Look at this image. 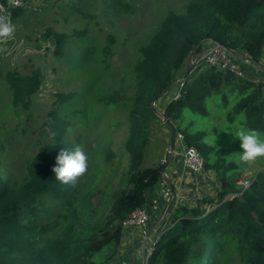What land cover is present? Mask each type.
<instances>
[{
  "label": "trees",
  "instance_id": "1",
  "mask_svg": "<svg viewBox=\"0 0 264 264\" xmlns=\"http://www.w3.org/2000/svg\"><path fill=\"white\" fill-rule=\"evenodd\" d=\"M20 12V7L12 8L13 16ZM52 37L50 42L58 51L65 35L55 31ZM206 39L237 56L250 57L249 64L264 63V0H191L183 12L168 10L139 46L133 92L124 100L128 105L127 186L117 192L98 222L91 220L97 213L92 193L75 199L73 183H61L51 171L59 152L72 150L66 141V120L56 109L47 111L43 126L48 140L27 163L25 178L11 182L0 175V264H106L116 258L124 219L145 208L149 191L163 181V165L147 160L150 125L159 118L151 103L184 75L189 58L200 54ZM247 66H242L244 77L229 69L192 67L182 79L180 96L164 104L163 116L173 124L176 138L180 134L183 145L202 154L204 168L214 174L219 186L213 196L175 208L147 264H226L225 257L233 249L239 251L243 264H264V166L243 186L236 159L216 155L197 117L181 118L185 108L203 118L218 108L227 123L264 133V79L251 77ZM39 83L34 73L10 72L12 103L26 108ZM175 87L174 91L179 85ZM64 96L59 95V104L66 101ZM121 97L118 92L109 95L107 105ZM210 97L217 100L209 109ZM50 200L60 202L54 215H50Z\"/></svg>",
  "mask_w": 264,
  "mask_h": 264
},
{
  "label": "rangeland",
  "instance_id": "2",
  "mask_svg": "<svg viewBox=\"0 0 264 264\" xmlns=\"http://www.w3.org/2000/svg\"><path fill=\"white\" fill-rule=\"evenodd\" d=\"M20 1L21 12L12 15L14 35L0 42V175L11 182L25 178L27 163L48 140L43 126L45 114L56 109L68 124L69 147L74 150L79 145L87 156V171L73 183L72 193L77 200L84 192L92 193L97 213L91 220L98 222L108 212L117 192L127 186L129 156L124 142L128 105L124 100L133 92V65L138 48L148 40L168 10L183 12L191 0ZM55 31L65 35L58 51L50 42ZM198 55L190 57L187 66ZM238 58L241 66L249 65L251 77L264 79V69L249 64L244 56ZM10 72L18 76L34 73L40 81L26 108L12 103L14 89L7 84ZM175 88H168L169 92ZM116 92L122 97L107 105L106 98ZM60 94L67 99L59 104ZM216 100L217 97L207 99L209 109ZM166 101L163 95L151 103L160 119L152 120L150 125L147 160L162 164L165 169L163 181L149 191L145 206L153 239L159 238L162 229L170 223L177 206L193 205L204 195L213 196L219 186L214 174L205 168L196 174L182 172L177 154L183 144L175 141L172 155L171 129L162 123ZM210 112L211 117L203 118L185 108L181 118L197 117L198 124L206 128L205 140L214 146L216 155L235 158L242 171L239 183L248 181L263 168L264 158L251 163L238 162L242 150L234 135L241 125L227 123L222 109ZM48 207L50 215H54L60 210V202L50 200ZM130 233L136 236L138 244L139 229L133 228ZM125 255L123 251L118 252L106 264H127ZM138 261L141 264L140 258ZM138 261L136 258V264ZM225 262L243 264L236 249L228 252Z\"/></svg>",
  "mask_w": 264,
  "mask_h": 264
},
{
  "label": "built area",
  "instance_id": "3",
  "mask_svg": "<svg viewBox=\"0 0 264 264\" xmlns=\"http://www.w3.org/2000/svg\"><path fill=\"white\" fill-rule=\"evenodd\" d=\"M20 4V0H7L6 3H3L2 0H0V15H7L12 22V8ZM202 47L203 48L201 54H199L195 59H192L191 61L193 62V66H198L199 64L204 63L207 66H213L221 70L229 69L236 75L241 77L245 76V71L240 64V61H238L239 56H237L232 50L210 39L202 41ZM231 52L235 54L236 57L232 56L230 54ZM177 84L179 85V88L176 91L167 92L165 94L167 97L166 102L180 96V87L182 86V80H180ZM161 115H163V113H161ZM181 138V135L178 134L176 141H181ZM178 154L180 156L179 166L183 171H189L193 174L204 171L203 157L195 147L182 145V150ZM242 184L243 186H247L249 184V181H245ZM148 222L149 212L145 208H137L133 210L123 221V232L125 233V236L128 232H130L131 229H139V234H137V242L139 244V248H141V253L143 251V248H146L147 261L149 257L154 253L155 244L158 240V238H152L153 236L151 234V229L148 226ZM147 261L145 264H147ZM140 262L141 264H143V253L142 258H140Z\"/></svg>",
  "mask_w": 264,
  "mask_h": 264
},
{
  "label": "clouds",
  "instance_id": "4",
  "mask_svg": "<svg viewBox=\"0 0 264 264\" xmlns=\"http://www.w3.org/2000/svg\"><path fill=\"white\" fill-rule=\"evenodd\" d=\"M15 25L7 15H0V41L7 40L14 35ZM235 138L240 142L242 163L255 162L264 158V133L246 126H239L235 131ZM87 156L84 150L75 146L74 150H61L56 156L55 165L51 171L55 178L64 184L75 183L76 179L87 171Z\"/></svg>",
  "mask_w": 264,
  "mask_h": 264
},
{
  "label": "crops",
  "instance_id": "5",
  "mask_svg": "<svg viewBox=\"0 0 264 264\" xmlns=\"http://www.w3.org/2000/svg\"><path fill=\"white\" fill-rule=\"evenodd\" d=\"M254 70L255 69H253V72H254ZM177 155H179V154H177ZM179 161H180V159H179ZM167 172H168V169H167ZM182 172H184V171L182 170ZM185 172H187L189 174V171H185ZM131 234L132 233L128 232L126 234V236L123 237V241L121 243L120 249L122 248L121 251H123L126 254L125 260L127 259V262H128L127 264H131L133 261H134V263H132V264H136L135 259L137 258V261H138L139 258H142V253L140 251L141 248H139V245L136 244V236L135 235L133 236ZM136 245H138V246H136ZM121 251L119 250V253H121ZM138 263H139V261L137 262V264Z\"/></svg>",
  "mask_w": 264,
  "mask_h": 264
},
{
  "label": "water",
  "instance_id": "6",
  "mask_svg": "<svg viewBox=\"0 0 264 264\" xmlns=\"http://www.w3.org/2000/svg\"><path fill=\"white\" fill-rule=\"evenodd\" d=\"M244 57H245V59L247 61H253V60H251L250 57H247V56H244ZM256 65H258L260 68L264 69V65L263 64H261V63L258 62V63H256ZM192 66H193V62H190L189 66H188V69H187V71H185L184 75L182 77H180L179 79H177V81H175L170 87L175 86L180 80H182L187 75L188 71L192 68ZM170 87H168V88H170ZM168 88L166 89V91L169 90ZM163 92H165V91H163ZM162 120L171 129L170 150H171V154L173 155V153L175 151L174 150V146H175V140H176L175 128H174L173 124L171 123V121L169 119H167L166 117L163 116L162 117ZM164 171H165V169H162V177H163ZM168 186H169V188L172 191V185L169 184ZM142 253H143V264H145L146 261H147L146 248L145 247L143 248Z\"/></svg>",
  "mask_w": 264,
  "mask_h": 264
}]
</instances>
